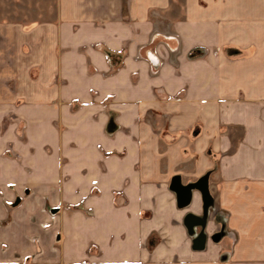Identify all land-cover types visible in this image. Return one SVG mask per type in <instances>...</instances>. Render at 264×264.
<instances>
[{"label":"crops","instance_id":"0c3cea01","mask_svg":"<svg viewBox=\"0 0 264 264\" xmlns=\"http://www.w3.org/2000/svg\"><path fill=\"white\" fill-rule=\"evenodd\" d=\"M173 3L58 0L55 22L27 28L17 21L0 22V78L12 77L16 83L14 100H30L28 106L10 109L26 122L23 139L16 137L15 127L0 135V264H22L27 256L31 264H81L88 259L79 248V216L62 222L60 250L53 245L55 230L44 228L49 223L45 196L54 188V173L52 159H38L37 154H46L55 114L66 120L61 117L67 142L69 131L75 130L88 135L81 142L76 133L77 146L113 151L126 147L117 137L131 124L123 115L127 107L87 106L70 112L67 107L37 106L35 100L147 96L148 64L138 52L148 54L150 36L159 34L179 40L180 62L166 64L168 69L158 75L168 92L173 90L168 84L175 67L180 71L183 66L190 70L189 96L196 98L202 76L194 68L203 67L204 107L194 103L189 123L174 124L176 130L198 127L199 133L189 141L187 154L181 150L182 138L163 140V153H155L158 164L164 159L166 170L158 174L147 171L148 163L156 160L151 155L149 161L145 148L153 145L143 141L136 144L133 159L110 155L94 162L91 178L102 204L94 209L102 217L89 223L96 227L92 241L101 252L92 256L91 264H264V121L258 119L264 113V75L255 73L264 67V0H182L180 14L170 12ZM159 16L167 28L159 27ZM248 48L252 56L230 58ZM197 50L203 55L190 57ZM111 56L120 57L119 71ZM246 67L252 68L250 73H244ZM57 76L68 86L55 96ZM186 162L189 171L175 169ZM64 172L66 179L73 178ZM174 176L184 185L207 179L212 203L204 225H195L192 232L184 220L188 215L201 217L202 195L194 189L190 202L178 207L168 181ZM75 177L82 178L78 173ZM79 189L65 184L62 194L84 193ZM155 232L157 243L150 249L149 236Z\"/></svg>","mask_w":264,"mask_h":264},{"label":"rangeland","instance_id":"374dc122","mask_svg":"<svg viewBox=\"0 0 264 264\" xmlns=\"http://www.w3.org/2000/svg\"><path fill=\"white\" fill-rule=\"evenodd\" d=\"M173 1H175V4L173 3V5L170 6V12L172 13L173 11H175L179 14L182 13V0ZM57 5L58 0H0V22L7 23L17 21L21 24L22 27L25 28L37 23L52 21V19L55 22L56 20L54 19L53 15L57 10ZM178 13H176L177 16L179 15ZM159 17V27L161 29L162 27L167 28L168 25L165 24V21L161 16ZM149 40L150 45L148 48V54L145 55V53L141 52L140 50V52H138L139 57L145 59L148 64V80H146L147 84L145 83V86H147L146 88L149 90L147 96L137 97V99L132 100L120 98L113 100L112 98L107 97L95 100L76 98L60 99L55 97L50 100H44L40 98L35 100L37 106H52V108H56L59 110L62 107H67L70 112H76L78 108L81 109L87 106L103 107L107 109L127 107L126 110L123 111V115L126 119L125 121L128 122L129 120L131 124H128V126L125 127L126 130L128 129L127 132H125L124 130H119L117 137V141L119 144L124 141L127 142L126 147L118 146V149L113 151L112 149L110 150L104 149L103 147L86 146L85 144L77 146L74 139H76L75 135L78 132H76L75 130L74 132L71 130L69 131L68 138L70 139L67 142L66 137L65 139H62V134L66 136L65 134L67 133L65 126L62 125L61 120L63 119V117L60 114H55L56 116L54 115L55 119L53 120V131L56 132V134L53 132L51 139L46 140L45 143L48 144V147H45L44 149L46 154L43 152H38L37 154L38 159H41V157L43 160L45 158L52 159V170L54 173V188L50 195L45 196L46 201L44 202V207L49 218V223H47L46 225L44 224V228L47 229L49 227H52L53 230H55L53 232V245L55 248L60 250V228L62 222L77 218L76 216H79L81 220V228L79 229L81 231L79 241L81 242L79 248L80 250L81 248L83 249V252H85V256H87L88 258H83L81 260V264H91V261L93 260L92 256L98 257V253L101 252L99 246L94 244L92 241V238L94 237V230L96 229V227H94V225L90 226L89 223V221L91 222L92 218H96V216L97 219L102 217V215H98L99 213L101 214V212L94 209V207L98 209V207L102 205L99 204V188L95 186L94 178H91L93 176L92 166L94 162H99V159L103 160V158H108L110 155H117L120 156V158H124V156H127V159H133L136 155H138L136 144L143 141L144 143L153 145V147L145 148L146 150H148L145 155H147V158L150 157L149 161L153 162L152 156L156 160L155 163H148L147 171H153L158 174V172L160 173L166 170L163 162L164 159H162L161 162L159 159L160 163L158 164V156H156L155 153V151H161L160 154L163 153L165 148L161 145L163 144L162 141H171L174 138H182V140H184V145L183 147H181V150L183 153L187 154L189 141L194 139V137L199 133L198 127L194 128L193 126H191L181 130H176L177 127L174 128V124L189 123L188 112L190 107L194 103L196 104L197 108L204 107V93H200L201 91H203L204 86L203 67L194 68L196 74L202 76L200 77V81L197 82L196 98L192 99L189 96L190 76L188 74L190 70L189 68H184L183 66L180 68V71L179 68L175 67L174 77H170L171 79H173V81L171 83L169 82L168 84V86L173 90L168 92L162 85L164 77L161 76L159 79L158 75L162 73L163 68L168 69V67H165L166 64H176L177 62H180L178 60V56H180V51L178 50V37L174 35L166 36L159 34L156 36H150ZM159 41L164 42L159 43ZM161 46L165 47L166 50H164ZM251 54L252 49L248 48L243 50L242 52L239 51L238 54H230V58H233L234 55L248 58L252 56ZM201 55H203V52L197 50L196 52L194 51L193 54L190 55V57H200ZM110 60H113L114 68L119 71L121 68L120 57L111 56ZM184 62L185 61H182V63ZM251 69L252 68L248 67L244 68V73H250ZM5 70L7 71L8 69L6 68ZM39 70L40 67L39 69L33 68L34 72H38ZM255 73L264 75V67L255 68ZM178 74L181 76H179ZM0 80H4L3 82H0V135L11 133L10 129L15 127L16 131L14 130V133L16 137L18 139H23L22 131L26 122L22 117L19 118L17 115L13 114V111L10 109L16 106L17 108L24 105L28 106L27 103L30 100L22 97L15 100L12 98L14 86H16V83L13 84L12 77H5V79L0 78ZM59 80V76H57L56 80L53 79L52 86L56 88L55 96L59 95L58 90L61 91L60 88L62 86H68V84H62ZM20 86L25 87L26 84L21 83ZM121 98L126 97L123 94ZM129 108H137L139 109V111L137 114H134V112L136 111H129ZM263 110L264 108H262V112H264ZM131 112L133 114L129 116ZM125 113H127L126 116ZM260 118L261 121H264V113L258 116V119ZM120 126H122L121 129L124 128L123 125ZM109 127L112 128V125ZM145 129H148V131ZM78 135L80 136L81 142H83V139H85L87 132L86 134L84 132H80L78 133ZM73 136L74 138H72ZM40 164L42 163L38 162V168ZM187 165L188 164L186 162V164H181L175 169H181L183 172H187L190 170L189 168L187 169ZM78 166L80 167L77 168ZM64 169L68 170L69 176L73 175V178L66 179V176L64 175ZM76 169H78L79 171ZM138 169L139 171H142V168H134V171ZM144 170H146V168H144ZM77 173L79 176H82V178H80L79 180L77 179V177H75ZM89 178L91 179L88 180ZM150 180L153 181L154 179ZM168 181L170 182V179ZM65 184H68L69 188H72V190H76V187L79 186V190H84V193L78 195L66 193L62 194ZM187 184L192 183L188 182ZM115 197L118 198L119 196H114V198ZM146 215L147 213H144V216ZM201 216H203V214ZM157 239L158 236L156 235V232L150 234L148 242V246L150 249L152 246H155V244L157 243ZM31 263V256L24 257L22 260V264Z\"/></svg>","mask_w":264,"mask_h":264},{"label":"water","instance_id":"95a60500","mask_svg":"<svg viewBox=\"0 0 264 264\" xmlns=\"http://www.w3.org/2000/svg\"><path fill=\"white\" fill-rule=\"evenodd\" d=\"M169 188L176 195V202L178 207L186 206L190 202L192 190L196 189L200 191L203 201V216L196 217L193 215H188L184 220V224L189 232L193 231V227L195 225L203 226L205 223L207 209L212 203L211 196L208 192L206 177H202L195 183L184 185L181 183L179 176H174L170 181ZM203 236V234H200L198 236L200 241H202Z\"/></svg>","mask_w":264,"mask_h":264}]
</instances>
